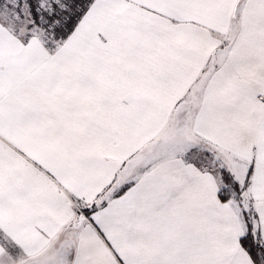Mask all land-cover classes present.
I'll return each mask as SVG.
<instances>
[{
  "label": "snow or ice",
  "instance_id": "1",
  "mask_svg": "<svg viewBox=\"0 0 264 264\" xmlns=\"http://www.w3.org/2000/svg\"><path fill=\"white\" fill-rule=\"evenodd\" d=\"M0 264H264V0H0Z\"/></svg>",
  "mask_w": 264,
  "mask_h": 264
}]
</instances>
